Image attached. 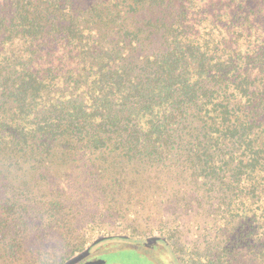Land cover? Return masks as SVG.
Wrapping results in <instances>:
<instances>
[{"label":"trees","instance_id":"obj_1","mask_svg":"<svg viewBox=\"0 0 264 264\" xmlns=\"http://www.w3.org/2000/svg\"><path fill=\"white\" fill-rule=\"evenodd\" d=\"M126 248L264 264V0H0V264Z\"/></svg>","mask_w":264,"mask_h":264},{"label":"rangeland","instance_id":"obj_2","mask_svg":"<svg viewBox=\"0 0 264 264\" xmlns=\"http://www.w3.org/2000/svg\"><path fill=\"white\" fill-rule=\"evenodd\" d=\"M102 257L107 260L109 264H155L154 260L147 259L130 248L118 249L110 254H103ZM17 264H21V262Z\"/></svg>","mask_w":264,"mask_h":264},{"label":"water","instance_id":"obj_3","mask_svg":"<svg viewBox=\"0 0 264 264\" xmlns=\"http://www.w3.org/2000/svg\"><path fill=\"white\" fill-rule=\"evenodd\" d=\"M86 254H83V255H80L74 259H72L71 261H69L67 264H75L77 263L78 261H80L81 259H83L85 257Z\"/></svg>","mask_w":264,"mask_h":264}]
</instances>
